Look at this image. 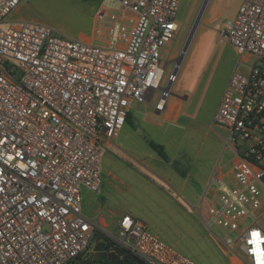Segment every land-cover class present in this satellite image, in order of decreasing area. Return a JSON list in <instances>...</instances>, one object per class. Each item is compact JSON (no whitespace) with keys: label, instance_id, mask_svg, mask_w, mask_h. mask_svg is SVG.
Segmentation results:
<instances>
[{"label":"built area","instance_id":"built-area-1","mask_svg":"<svg viewBox=\"0 0 264 264\" xmlns=\"http://www.w3.org/2000/svg\"><path fill=\"white\" fill-rule=\"evenodd\" d=\"M181 1L105 0L85 41L13 21L21 0H0V264H69L94 253L96 232L147 264H198L129 214L111 231L83 211L131 101L158 93L155 108L166 105L179 64L166 72L161 49L177 35ZM220 34L237 54L213 116L230 166L194 209L244 264H264V0H241Z\"/></svg>","mask_w":264,"mask_h":264},{"label":"rangeland","instance_id":"rangeland-1","mask_svg":"<svg viewBox=\"0 0 264 264\" xmlns=\"http://www.w3.org/2000/svg\"><path fill=\"white\" fill-rule=\"evenodd\" d=\"M203 1H181L176 18L177 35L161 49L163 60H170L165 67L166 72L172 70L180 58ZM240 2L241 0L207 1L186 50L182 54L177 78L171 89L170 95L181 97L184 105L177 118L178 124L170 125L177 133H182L184 130L194 129V127L204 128L209 124V145H212L216 139L215 129L220 136L225 134L222 129L213 124V116L236 63L237 54L220 33L225 19L235 14ZM101 3L102 0H22L21 7H26V11L33 17L26 20L49 24L64 37L82 40L83 35L90 33L94 12ZM110 5L117 6L115 3ZM10 19L15 21L13 16ZM157 96L158 93L152 101L132 100L129 109L139 108L138 111L154 112ZM229 159L230 153L224 149L219 163L229 167ZM108 190L115 199L117 195L115 185ZM128 196L135 204L137 214L148 222L152 231L157 232L167 244L198 264H233V260L239 259L237 256L229 258L230 252H237L239 248L236 244L224 245L222 238L226 235L225 231L219 227L209 229L201 225L202 223L197 224L187 204L180 206L176 201L177 205L168 210L161 201L156 203V207L151 206L143 194L140 200L137 198L136 201H133L134 196L131 194ZM108 221L110 224L108 228L115 231L114 224L110 219ZM210 233L217 241L220 250L210 239ZM95 244L96 240L91 242L90 248L92 249ZM91 255L93 253H86L82 257Z\"/></svg>","mask_w":264,"mask_h":264},{"label":"crops","instance_id":"crops-1","mask_svg":"<svg viewBox=\"0 0 264 264\" xmlns=\"http://www.w3.org/2000/svg\"><path fill=\"white\" fill-rule=\"evenodd\" d=\"M105 4V0H102L96 8L90 33L83 35L82 40L96 39V28L100 25L97 12ZM21 6L22 0L11 14L15 21L33 18L26 11L27 8ZM183 105L181 97L170 95L162 110H157L155 105L154 112L129 109L126 122L118 135L104 140L101 192L95 194L83 190V211L96 218L100 226L108 228V219L114 224V220L129 214L145 223L152 231L148 222L137 214L135 204L128 196L131 194L134 196L133 201H136L143 194L153 207H156L158 201L164 202L168 210L177 204H187L196 223H202L208 228L206 218L199 216L194 206L212 191V179L229 171L226 164L219 163L224 151V136H220L215 129L216 139L209 145V124L204 128L194 127L177 133L170 124H178L177 118ZM217 128L222 129L219 126ZM150 142L161 145L165 157ZM113 185L117 188L115 199L108 190ZM262 187L264 191V184ZM258 225L264 230V210ZM152 232L160 237L157 232ZM209 236L220 250L214 236L211 233ZM233 256H237L238 261L244 264L241 259L244 256L240 251L230 252L229 258L232 259Z\"/></svg>","mask_w":264,"mask_h":264},{"label":"trees","instance_id":"trees-1","mask_svg":"<svg viewBox=\"0 0 264 264\" xmlns=\"http://www.w3.org/2000/svg\"><path fill=\"white\" fill-rule=\"evenodd\" d=\"M151 146L162 156L165 157L163 147L154 142H150ZM103 236L100 232H96L94 240ZM104 237V236H103ZM105 245L107 247V258L103 260H91L88 261V257L78 256L71 264H147L139 257L133 255L129 251L122 248L111 249V244L105 238Z\"/></svg>","mask_w":264,"mask_h":264},{"label":"water","instance_id":"water-1","mask_svg":"<svg viewBox=\"0 0 264 264\" xmlns=\"http://www.w3.org/2000/svg\"><path fill=\"white\" fill-rule=\"evenodd\" d=\"M207 1L208 0H204L203 3H202V5H201V8H200V10L198 12V15L196 17V20L194 21V24L192 26V29H191L190 35L188 37V40H187V42H186V44H185V46L183 48V51L181 53L180 58L177 61L178 64L180 63V61L182 59V56H183L182 54L186 50L187 44H188V42H189V40H190V38H191V36L193 34V31L195 30V28H196V26H197V24L199 22V19H200L201 15H202V13H203V11L205 9V6L207 4ZM93 252H95V253H93V255H91L90 257H88V261H91V260H103V259H106L108 257L107 256V247L105 245V240H104V237L103 236H100V237H98L96 239V244L93 247Z\"/></svg>","mask_w":264,"mask_h":264},{"label":"bare ground","instance_id":"bare-ground-1","mask_svg":"<svg viewBox=\"0 0 264 264\" xmlns=\"http://www.w3.org/2000/svg\"><path fill=\"white\" fill-rule=\"evenodd\" d=\"M233 264H240L238 260H233Z\"/></svg>","mask_w":264,"mask_h":264}]
</instances>
